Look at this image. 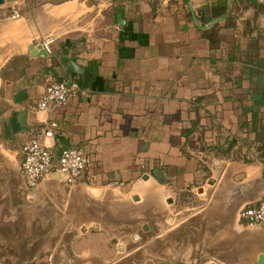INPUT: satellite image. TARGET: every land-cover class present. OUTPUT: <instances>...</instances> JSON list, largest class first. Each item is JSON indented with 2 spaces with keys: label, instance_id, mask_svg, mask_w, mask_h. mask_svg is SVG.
Instances as JSON below:
<instances>
[{
  "label": "crops",
  "instance_id": "1",
  "mask_svg": "<svg viewBox=\"0 0 264 264\" xmlns=\"http://www.w3.org/2000/svg\"><path fill=\"white\" fill-rule=\"evenodd\" d=\"M15 9L19 21L0 19V183L12 203L60 201L85 234L104 214L146 222L172 264H257L264 229L238 214L264 198V0H3L0 17ZM44 44L47 56L30 55ZM62 57L89 72L88 89ZM57 81L80 90L36 111ZM14 113L26 115L16 133ZM47 121L54 164L68 148L90 159L74 187L54 171L24 183L22 145Z\"/></svg>",
  "mask_w": 264,
  "mask_h": 264
},
{
  "label": "rangeland",
  "instance_id": "2",
  "mask_svg": "<svg viewBox=\"0 0 264 264\" xmlns=\"http://www.w3.org/2000/svg\"><path fill=\"white\" fill-rule=\"evenodd\" d=\"M42 4L39 1V5ZM13 12L20 18L11 20ZM21 17L15 9L2 14L0 19L10 22L19 21ZM4 188L0 183V264H172L166 260L168 253L162 240L149 242L152 235L148 234L147 227L146 231L142 228V225H148L146 222L125 217L111 218L104 214L100 219L105 224L122 222L124 226L109 232L104 224L100 232L85 234L83 230L73 229L77 217L68 215L64 206L59 205L60 201L51 202V198L39 197V208L36 198L28 199L24 205L14 204L10 199L13 195ZM135 223H139L136 230ZM72 243L81 247L85 244L86 247H104L106 244L108 248H103L102 252L116 258L105 260L89 254L80 256L71 249ZM148 244H152V248Z\"/></svg>",
  "mask_w": 264,
  "mask_h": 264
},
{
  "label": "built area",
  "instance_id": "3",
  "mask_svg": "<svg viewBox=\"0 0 264 264\" xmlns=\"http://www.w3.org/2000/svg\"><path fill=\"white\" fill-rule=\"evenodd\" d=\"M16 12L10 16L11 20L19 19ZM48 54V44L43 45ZM80 90L77 81H57L50 84L35 104L38 112H51L65 106ZM57 124L47 121L43 126L22 145L23 160L20 172L25 185L35 189L54 171L60 182L66 187H74L82 172L90 165V159L80 149L62 150L57 163L54 164L53 156L47 146V141L56 134ZM239 220L248 226L264 229V198L255 206H246L239 210Z\"/></svg>",
  "mask_w": 264,
  "mask_h": 264
},
{
  "label": "water",
  "instance_id": "4",
  "mask_svg": "<svg viewBox=\"0 0 264 264\" xmlns=\"http://www.w3.org/2000/svg\"><path fill=\"white\" fill-rule=\"evenodd\" d=\"M3 4V0H0V5ZM118 23L120 26L123 24V20L121 19V16L118 15ZM30 55L31 56H47V53L41 46H37L35 48L32 46L30 48ZM59 63L61 67L64 69L65 75L69 78L78 76L81 79V86L83 89L89 88V82H90V74L89 72L83 68L82 66L78 65L75 58H68V57H62L59 60ZM70 81H67L69 83ZM25 113L22 115H18L17 113H14L12 115V130L14 133L19 132L21 129L22 121L25 119ZM257 264H264V256H262Z\"/></svg>",
  "mask_w": 264,
  "mask_h": 264
},
{
  "label": "trees",
  "instance_id": "5",
  "mask_svg": "<svg viewBox=\"0 0 264 264\" xmlns=\"http://www.w3.org/2000/svg\"><path fill=\"white\" fill-rule=\"evenodd\" d=\"M53 161H54V159H53Z\"/></svg>",
  "mask_w": 264,
  "mask_h": 264
}]
</instances>
